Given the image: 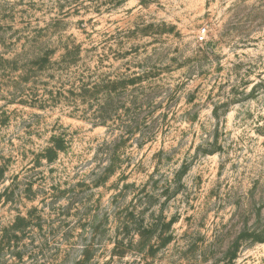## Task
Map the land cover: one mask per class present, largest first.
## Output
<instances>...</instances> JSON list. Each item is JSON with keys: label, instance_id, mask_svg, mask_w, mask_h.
<instances>
[{"label": "rangeland", "instance_id": "1", "mask_svg": "<svg viewBox=\"0 0 264 264\" xmlns=\"http://www.w3.org/2000/svg\"><path fill=\"white\" fill-rule=\"evenodd\" d=\"M73 44L159 85L150 139L21 83ZM0 55V264H264V0H0Z\"/></svg>", "mask_w": 264, "mask_h": 264}, {"label": "trees", "instance_id": "2", "mask_svg": "<svg viewBox=\"0 0 264 264\" xmlns=\"http://www.w3.org/2000/svg\"><path fill=\"white\" fill-rule=\"evenodd\" d=\"M54 54V48H46L38 49L30 57L19 58L24 69L21 83L27 84L31 81L35 87L38 78L43 74L51 78L52 83H60L61 86L55 90L53 87H46L45 96L55 102L63 101L75 112H81L84 107L82 112L94 125L113 123L109 127L118 126V135L113 132L120 140L132 136L135 132H139L141 140L150 139L154 135L156 122L159 121V113L156 111L159 102L155 99L159 85H141L144 81L142 75L124 74L113 78H100L95 72H90L89 75H78L74 72L62 84V76L66 77L69 71H76L79 66L81 47L76 44L70 47L65 45L57 59L53 58ZM4 60L8 61L0 55V66ZM56 73L58 75H55ZM65 85L67 88L64 90ZM33 94L34 102L44 104L48 101L35 95V92ZM144 126H149V129L142 130ZM43 154L51 158L56 154V150L54 147H48ZM256 241H264V237L257 235Z\"/></svg>", "mask_w": 264, "mask_h": 264}]
</instances>
